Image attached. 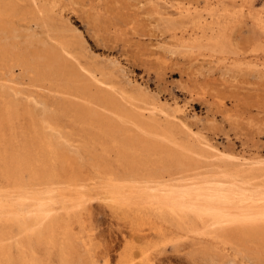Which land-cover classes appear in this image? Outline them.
Here are the masks:
<instances>
[{"label":"rangeland","instance_id":"1","mask_svg":"<svg viewBox=\"0 0 264 264\" xmlns=\"http://www.w3.org/2000/svg\"><path fill=\"white\" fill-rule=\"evenodd\" d=\"M48 2L54 6L55 22L43 25L36 17L34 33L43 39L51 37L54 45L55 38H66L78 61L70 59V69L81 71L88 81L90 72L108 82L104 92L126 110H142L163 124H172L177 141L203 156L191 160L202 162L198 164L201 171L235 173L256 169L260 162L264 166V0ZM14 75L16 91L10 84L0 86L7 98L0 99L7 142L24 145L26 136H32L31 140L39 134L77 161L74 169L82 182L83 201L68 214L58 211L64 228L56 238L71 240L70 264H247L244 258L253 255L264 264V243L259 240L256 245L239 241L238 250L224 248L206 233L179 228L154 209L108 199L103 183L109 176L98 175L97 168L123 178L128 164L152 166L164 151L153 150L139 158V152L131 150L129 157L119 160L116 149L100 145L107 143L104 138L91 140L94 130L77 120L75 110L62 114L67 106L81 107L80 102L47 87H32L33 79L19 68ZM14 106L17 118L13 114L8 123L4 110ZM45 109L56 111V117L45 121ZM76 111L80 113L81 108ZM19 112L31 113L34 122ZM86 145L93 148L82 150ZM174 152L179 158L183 155ZM161 175L167 178L164 172ZM28 176L21 180L23 184H33ZM1 182L6 183L2 178ZM60 182L40 188L60 190L65 187ZM52 256L53 263L60 264L59 253Z\"/></svg>","mask_w":264,"mask_h":264},{"label":"bare ground","instance_id":"2","mask_svg":"<svg viewBox=\"0 0 264 264\" xmlns=\"http://www.w3.org/2000/svg\"><path fill=\"white\" fill-rule=\"evenodd\" d=\"M48 3V0H0V86L10 84V88L16 91L18 83L14 70L19 68L33 79L35 85L32 87H47L63 98L77 100L81 107L67 106L62 114L75 110L77 120L81 119L83 125L94 130L91 140L99 136L104 138L107 143L100 145L116 149L119 160L129 157L131 150H137L139 158L153 150L164 151L152 166L140 162L137 163L138 168H133L128 164L123 178L97 168L98 175L104 174L102 177L105 179L109 176L103 183L108 199L121 200L140 209H154L160 215L172 218L179 228L190 233H206V237L224 248L236 250L239 241H248L252 245H256L254 242L258 240L264 243L262 162L257 163L256 169H241L235 173L220 169L213 174L201 171L198 164L202 162L196 160L192 163L191 160L203 156L177 141L172 124H163L154 118L155 115L147 116L142 110H126L104 92L108 82L95 79L90 72L92 79L88 81L80 69L78 73L70 69L69 60L77 59L66 38H55L54 45L51 37L43 39L34 33L36 17L42 20L43 25L55 22L54 6ZM5 96L6 92L0 88V99L6 100ZM123 100L136 107L125 96ZM13 108L15 106L4 110L8 123L16 116ZM75 108H81L80 113ZM44 111L45 121L56 117V111ZM19 114L21 117L26 114L34 122L31 113ZM83 118L88 119L84 121ZM2 122L0 181L2 178L6 183H0V264H54V252L59 253L60 264H70L74 253L71 240L60 237L58 242L56 238L64 228L58 211L68 214L70 209L80 207L83 201L82 182H79L80 175L74 169L77 161L39 134L33 135L31 140L32 136H24V145L15 144L11 137L15 144L11 146L12 141L8 143L6 140L8 132L2 131ZM31 125L34 124L30 122ZM92 148L86 145L82 150ZM32 149L36 153L33 154ZM175 150L183 155L179 158ZM177 167L184 168L174 173L172 169ZM161 172L167 178L162 177ZM25 174L33 184H23L21 180ZM56 181H61L59 185L64 184L65 187L60 190L48 186L44 190L40 188L42 184L52 186ZM256 251L260 252L259 249ZM244 259L247 264H262L256 255Z\"/></svg>","mask_w":264,"mask_h":264}]
</instances>
